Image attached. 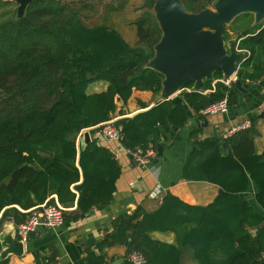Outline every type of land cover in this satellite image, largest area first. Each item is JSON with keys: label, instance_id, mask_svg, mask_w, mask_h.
<instances>
[{"label": "trees", "instance_id": "16d2710c", "mask_svg": "<svg viewBox=\"0 0 264 264\" xmlns=\"http://www.w3.org/2000/svg\"><path fill=\"white\" fill-rule=\"evenodd\" d=\"M216 1L182 0L189 11H200ZM15 2L0 0V78L16 80V88L0 98V223L8 217L16 224L23 222L29 216L27 210L53 194L64 206L77 201L75 213L65 212L66 218L77 219L91 208L106 207L114 198L122 167L110 148L94 137L95 128L114 118L118 101L126 103L134 89L161 91L164 75L147 63L162 30L154 14L148 13L138 24L144 43L132 45L116 28L89 26L80 10L64 0H33L22 18L12 8ZM226 38H232L230 32ZM237 40L239 48L250 51L238 78L243 82L260 79L264 76V23L239 32ZM215 78H222L221 71ZM97 81L106 82L107 88L88 92ZM206 88L212 89V81L206 82ZM182 96L196 114L224 97L229 105L239 101L234 82L218 81L213 91H183ZM139 104L148 107L143 101ZM260 118L264 111L252 118L251 127L223 139L201 138L202 128H193L189 133L192 148L181 177L217 184L220 190L214 201L205 207L191 206L166 192L154 211L139 205L132 213L118 215L113 230L99 241L100 251L120 244L128 253H142L146 264H181V247L189 245L199 264H264V216L255 212L248 192L253 181L258 186L254 197L264 210V150L258 153L254 143ZM188 121L184 106L167 99L115 124L122 127L121 145L135 150L157 149L164 143L163 132ZM88 128L92 140L78 144ZM224 142L229 147L226 153ZM193 209L196 215L191 214ZM191 222L195 225L187 228ZM250 228H256V233ZM154 231L175 232L179 244L155 239ZM216 252L223 256L216 257ZM35 255L40 264L41 253ZM87 260L105 264L104 256L93 251ZM0 264H8V259Z\"/></svg>", "mask_w": 264, "mask_h": 264}, {"label": "crops", "instance_id": "0c3cea01", "mask_svg": "<svg viewBox=\"0 0 264 264\" xmlns=\"http://www.w3.org/2000/svg\"><path fill=\"white\" fill-rule=\"evenodd\" d=\"M231 24L228 28V32L232 35L230 39L236 40L239 45L238 33L233 35L234 31L230 30ZM258 24L260 23H255L253 19L250 21L249 28ZM215 80L217 78L212 81V89L206 88V93L213 91L216 87ZM94 83L98 84L91 92L105 90L108 85L104 81ZM246 83H248V92L242 93L238 90L239 101L229 105L228 111L204 114L206 119L202 118V112L196 114L193 111L194 117L189 118L183 127H178L177 130L172 127L171 131L163 132V156L157 163L153 162L151 165H141L136 161L137 165L133 167L127 149L120 142L108 141L95 132L94 137L100 144L110 148L122 167V173L116 182L113 200L102 209L91 208L77 219L70 216L65 217V222L60 227H41L37 229L34 238L28 237L26 241H21L17 236L15 221L11 217L4 219L0 223V241L3 244L0 260L8 259V264H36L35 252L38 251L41 253L40 264H89L87 255L89 251H93L96 255L104 256L105 264H130L127 260L128 249L125 245L117 244L100 251L99 241L113 230V222L118 215L132 213L139 205L147 211H154L163 203V196L166 192H171L191 206L205 207L214 201L220 190L217 184L204 180H186L181 177L184 161L192 148L189 133L197 127L202 128L201 138L215 135L223 139L225 134L237 124L250 121L252 125V118L264 111V76ZM158 100V94H154L151 90L134 89L126 103L118 101L114 118L132 117L155 105L159 102ZM139 101L145 102L148 107H142ZM256 128L258 134L255 136V148L258 153H262L264 150V118L257 120ZM81 140L82 134L78 137L77 143L82 144ZM257 191V184L251 181L248 188L250 199H255ZM47 200L58 201L57 194L51 195ZM15 207L25 211L18 205ZM64 207L67 213H75L77 201ZM196 213L197 209L191 211L192 215ZM194 225L195 223L191 222L186 224V227L191 228ZM250 231L256 233L257 229L250 228ZM151 235L161 241L179 244L180 236L172 231H154ZM181 248V264H199L195 260L196 254L193 247L184 245ZM215 256L221 257L223 254L216 252Z\"/></svg>", "mask_w": 264, "mask_h": 264}, {"label": "water", "instance_id": "95a60500", "mask_svg": "<svg viewBox=\"0 0 264 264\" xmlns=\"http://www.w3.org/2000/svg\"><path fill=\"white\" fill-rule=\"evenodd\" d=\"M15 1L18 3L17 17L22 18L33 0ZM154 9L162 36L155 44V54L147 66L164 75L162 89L157 93L158 101L170 99L173 104L184 106L189 118H193L194 113L185 102L182 91L190 84L192 90L205 91L206 82L213 81L217 71H221L224 79L235 78L233 82L237 90L248 92V83L237 76L241 63L245 61V53L238 49L236 40L226 38V33L231 22L244 13H253L255 23H261L264 20V0H217L213 9L207 7L200 11H189L182 0H156ZM202 118L206 119V115L203 114ZM91 140L90 130H85L82 145ZM223 146L227 152V143L224 142ZM157 150L154 163L162 158L164 145H159ZM128 155L135 167V158L130 153ZM250 203L255 212L264 216V210L254 198ZM36 232L30 231L28 236L34 238Z\"/></svg>", "mask_w": 264, "mask_h": 264}, {"label": "rangeland", "instance_id": "374dc122", "mask_svg": "<svg viewBox=\"0 0 264 264\" xmlns=\"http://www.w3.org/2000/svg\"><path fill=\"white\" fill-rule=\"evenodd\" d=\"M71 6L80 10L82 19L89 26L107 25L116 28L123 37L132 45H141L138 35L139 21L147 17L148 13L154 14V5L151 0H64ZM214 8V4L209 5ZM12 8H18L15 2ZM254 19L253 13H244L234 19L230 30L237 34L245 29H249L250 21ZM158 22V21H157ZM261 23H264L262 20ZM98 83L89 85L88 92H91ZM16 88V80L12 76L0 78V98L6 96L7 91ZM91 132V131H90Z\"/></svg>", "mask_w": 264, "mask_h": 264}, {"label": "built area", "instance_id": "2783aa9c", "mask_svg": "<svg viewBox=\"0 0 264 264\" xmlns=\"http://www.w3.org/2000/svg\"><path fill=\"white\" fill-rule=\"evenodd\" d=\"M238 49L244 51V57L247 59V57L250 55V51L247 49H241L239 47ZM234 79L235 78L227 80L222 77L215 80V82L221 81L226 85H230ZM213 90H215V87ZM183 91H192V87H187ZM204 92L206 93L207 91ZM228 109L229 101L227 97H224L223 99L209 105L201 112L203 114H215L218 112H226ZM116 120V118H112L101 125H98L95 128L97 135L108 141L120 142L123 137L122 127L115 124ZM250 125V121L237 124L225 134V137L232 135L236 131L248 128ZM127 151L128 153L132 154L135 160L141 165H151L158 154L157 149L153 146L145 149L140 147L135 150L127 149ZM66 210L67 209L58 201L52 202L49 200L42 203L41 205L31 208L29 210V216L26 218V220L16 224L17 236L22 241H26L29 237L28 233L30 231H37V229L41 227L57 228L62 226L65 222ZM127 260L130 264H146L147 262L146 257L138 251H131L128 253Z\"/></svg>", "mask_w": 264, "mask_h": 264}]
</instances>
